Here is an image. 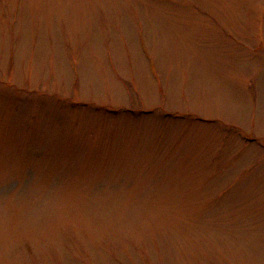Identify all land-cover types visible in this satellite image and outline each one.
<instances>
[{
  "label": "rangeland",
  "instance_id": "rangeland-1",
  "mask_svg": "<svg viewBox=\"0 0 264 264\" xmlns=\"http://www.w3.org/2000/svg\"><path fill=\"white\" fill-rule=\"evenodd\" d=\"M0 264H264V0H0Z\"/></svg>",
  "mask_w": 264,
  "mask_h": 264
}]
</instances>
